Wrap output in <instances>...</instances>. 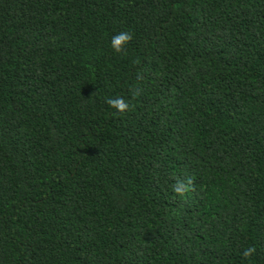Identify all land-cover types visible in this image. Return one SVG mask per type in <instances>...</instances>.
Masks as SVG:
<instances>
[{
  "label": "trees",
  "instance_id": "1",
  "mask_svg": "<svg viewBox=\"0 0 264 264\" xmlns=\"http://www.w3.org/2000/svg\"><path fill=\"white\" fill-rule=\"evenodd\" d=\"M0 264H264V0H0Z\"/></svg>",
  "mask_w": 264,
  "mask_h": 264
},
{
  "label": "clouds",
  "instance_id": "2",
  "mask_svg": "<svg viewBox=\"0 0 264 264\" xmlns=\"http://www.w3.org/2000/svg\"><path fill=\"white\" fill-rule=\"evenodd\" d=\"M132 39V34L129 32H120L116 35H114L111 39V47L113 50L117 53H121L124 51V46L129 43ZM137 79H142V77L138 74ZM134 95H136L134 93ZM110 107L114 108L118 113L124 114L127 113L130 110L129 103L122 97H115V98H108L105 101ZM193 186V181L191 178L186 177L185 180H177L176 183L172 186V191L183 197L187 192L191 190ZM255 247H249L244 250L242 255L244 258H249L255 253Z\"/></svg>",
  "mask_w": 264,
  "mask_h": 264
}]
</instances>
